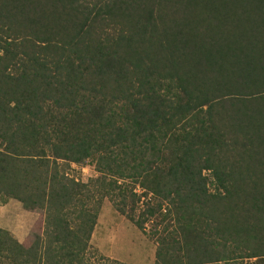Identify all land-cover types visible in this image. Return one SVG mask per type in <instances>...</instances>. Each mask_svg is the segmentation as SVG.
I'll use <instances>...</instances> for the list:
<instances>
[{
	"label": "trees",
	"instance_id": "16d2710c",
	"mask_svg": "<svg viewBox=\"0 0 264 264\" xmlns=\"http://www.w3.org/2000/svg\"><path fill=\"white\" fill-rule=\"evenodd\" d=\"M51 159L100 176L27 191ZM107 176L159 199L154 264L264 257V0H0V202L44 214L0 264H125L89 245Z\"/></svg>",
	"mask_w": 264,
	"mask_h": 264
},
{
	"label": "rangeland",
	"instance_id": "374dc122",
	"mask_svg": "<svg viewBox=\"0 0 264 264\" xmlns=\"http://www.w3.org/2000/svg\"><path fill=\"white\" fill-rule=\"evenodd\" d=\"M27 172V180L30 181L27 191H38V185L43 181L49 182L55 173L57 176L64 174L66 179L81 185L100 176L96 161L93 160L76 164L51 159L46 168L30 167ZM106 179V183H111L114 190L102 201L96 226L89 240L91 250H95L97 255L125 264H154L157 249L155 229L161 228L155 227L157 214L150 217L145 211L147 207H154L159 199L148 192L146 196H141L139 202L137 195L146 191L140 187L141 179L135 176H107ZM211 181L209 177L207 184L210 191L214 192ZM50 182L44 188L45 191H50ZM43 220V212L34 206L15 199L0 202V229L8 231L24 246L39 243ZM141 222L142 227L139 226ZM88 256L89 260L94 261L95 255ZM243 264H264V257L244 259Z\"/></svg>",
	"mask_w": 264,
	"mask_h": 264
}]
</instances>
